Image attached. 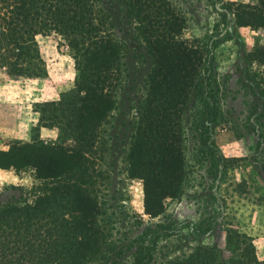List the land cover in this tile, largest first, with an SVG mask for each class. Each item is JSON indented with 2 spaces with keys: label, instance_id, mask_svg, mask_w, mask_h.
Listing matches in <instances>:
<instances>
[{
  "label": "trees",
  "instance_id": "trees-1",
  "mask_svg": "<svg viewBox=\"0 0 264 264\" xmlns=\"http://www.w3.org/2000/svg\"><path fill=\"white\" fill-rule=\"evenodd\" d=\"M124 5L150 60L127 175L141 181L144 213L153 218L163 212L165 200L183 189L185 125L202 140L216 126V74L211 51L181 39L185 19L168 0H126ZM109 9L103 0H0V50L6 45V60L12 61L5 65L24 77L45 74L36 37L55 33L77 72L71 89L41 109L40 121L46 123L39 128H56L57 143L37 139L0 151L1 170L19 174L28 169L40 183L30 202L0 209V264H101L105 257L109 235L88 191V164L97 151L99 129L115 109V95L127 83ZM233 11L238 27L264 30V0ZM257 53L264 59V46ZM230 237L241 248L227 258L201 245L173 264H264L250 237L235 232ZM140 240L133 264L151 261Z\"/></svg>",
  "mask_w": 264,
  "mask_h": 264
},
{
  "label": "rangeland",
  "instance_id": "rangeland-1",
  "mask_svg": "<svg viewBox=\"0 0 264 264\" xmlns=\"http://www.w3.org/2000/svg\"><path fill=\"white\" fill-rule=\"evenodd\" d=\"M103 1L116 19L110 31L122 44L127 83L115 95V109L99 129L97 151L88 164V191L109 235L101 264H133L140 237L151 255L147 264H173L201 245L227 258L241 248L231 240L234 232L250 237L257 258L264 261V59L257 53L264 46V30L233 21L236 6H258L259 0H168L185 19L181 39L211 51L219 116L208 140L185 125L183 189L165 200L163 212L153 218L144 213L141 181L127 175L150 60L126 14V0ZM36 41L46 68L39 77L19 75L5 65L12 62L6 60L10 49L3 45L0 50V151L37 139L55 143L59 137L52 126L39 128L46 123L40 121L41 109L71 89L77 72L58 35L37 36ZM33 174L8 170L3 179L0 172V209L31 201L40 186Z\"/></svg>",
  "mask_w": 264,
  "mask_h": 264
},
{
  "label": "crops",
  "instance_id": "crops-1",
  "mask_svg": "<svg viewBox=\"0 0 264 264\" xmlns=\"http://www.w3.org/2000/svg\"><path fill=\"white\" fill-rule=\"evenodd\" d=\"M0 172L2 173V177L4 179L5 178V175L8 173V170H1L0 169Z\"/></svg>",
  "mask_w": 264,
  "mask_h": 264
}]
</instances>
